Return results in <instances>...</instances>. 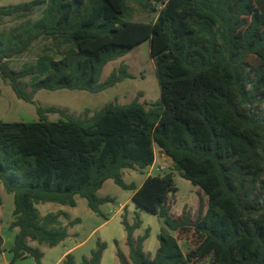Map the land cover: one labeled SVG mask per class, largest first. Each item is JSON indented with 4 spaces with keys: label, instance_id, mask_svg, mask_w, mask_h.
I'll list each match as a JSON object with an SVG mask.
<instances>
[{
    "label": "trees",
    "instance_id": "obj_1",
    "mask_svg": "<svg viewBox=\"0 0 264 264\" xmlns=\"http://www.w3.org/2000/svg\"><path fill=\"white\" fill-rule=\"evenodd\" d=\"M129 2L157 12L155 20H133ZM40 6L38 19L0 32V76L18 99L34 104L39 90L98 93L134 78L121 62L101 80L109 62L145 41L160 98L109 102L91 115L37 106L38 121L0 120V182L13 195L10 228L18 229L11 261L30 256L41 264L43 253L28 242L55 247L79 222L64 225L65 212L41 216L36 205L75 207L80 197L101 215L112 198L97 192L111 179L167 229L192 237L183 252L162 229L151 257L144 251L149 229L134 239L142 222L124 217L129 254L127 260L118 249L119 264H264V0H33L0 7V17H24ZM41 38L68 47L58 59L42 55L9 68ZM48 113L60 117L49 121ZM154 145L206 195L194 220L186 207L171 217V174L148 175L139 187L124 182L123 170L153 165ZM105 248L97 241L82 264H101ZM62 264H75L74 256Z\"/></svg>",
    "mask_w": 264,
    "mask_h": 264
},
{
    "label": "rangeland",
    "instance_id": "obj_2",
    "mask_svg": "<svg viewBox=\"0 0 264 264\" xmlns=\"http://www.w3.org/2000/svg\"><path fill=\"white\" fill-rule=\"evenodd\" d=\"M30 1L33 0H0V7ZM128 5L132 9L133 20L154 21L158 14L155 11L144 10L133 2H129ZM43 8L44 6H40L24 17H0V32L7 33L26 20L34 21L38 19L42 14ZM67 47L68 45L60 40L54 41L51 38H41L34 42L28 51L9 60L8 66L14 70H20L27 65L35 64L36 60L42 55L58 59ZM121 62L128 65V70L134 78L125 79L115 86L98 93L70 89L39 90L34 96V104L18 99L9 83L0 76V120L3 122L38 121L37 106H54L67 109L68 112L75 115H82L88 109L91 115L109 102L126 104L138 97L140 102L150 103L160 98L155 65L149 54V41L136 46L125 56L109 62L103 69L101 80L103 81ZM30 81V78L23 80L27 90L30 89ZM59 117L57 113L47 114L49 121H57ZM154 152L155 161L152 166L144 170L138 168L123 170L124 182L126 184L133 183L136 187H139L148 175L162 176L171 174L176 191L171 194L166 204V206H170V215L172 218L179 219L182 208L186 207L190 218L194 220L200 205H204V207L207 205L206 195L199 187L192 185L188 180L181 177L180 173L174 169L171 159L156 145H154ZM0 186L3 188L1 182ZM99 196L112 198V201L100 205L101 215L91 211L87 206L86 200L80 197H76L77 203L75 207L57 203H40L36 205L41 216L47 213H67L69 219L61 217L64 225H67L70 220H79L78 223L69 227V237L55 247H48L44 244L39 245L33 241L28 242V244L35 246L43 253L41 264H62L59 261L61 256L67 249L72 248L69 253L74 256L75 264H82V258L90 256L91 251L96 247L97 241L106 244L101 264H119L116 255L118 249L128 260L129 248L126 244V232L122 224L124 217L129 224H133L137 217L142 222L141 227L134 231V239L138 236H143L146 229H149V236L144 241V251L151 257L158 248L157 237L162 229L178 238V243L183 252H187L192 248V237L190 234L180 237L175 232L167 229L162 219L138 207L131 200L132 191L121 189L113 180L109 179L104 184ZM2 198L0 206V243L3 240L5 241L3 248L5 254L3 255V249H0V264H36L35 260L30 256L11 261L12 254L10 251L17 232L13 230L14 228H10V223L13 220V195L6 193L4 190ZM209 262L210 260L207 259L206 263Z\"/></svg>",
    "mask_w": 264,
    "mask_h": 264
},
{
    "label": "crops",
    "instance_id": "obj_3",
    "mask_svg": "<svg viewBox=\"0 0 264 264\" xmlns=\"http://www.w3.org/2000/svg\"><path fill=\"white\" fill-rule=\"evenodd\" d=\"M154 161H155V160H154ZM107 181H108V180H107ZM107 181H106V182H107ZM106 182H105V183H106ZM105 183H104V184H105ZM103 186H104V185H103ZM102 188H103V187H102ZM102 188H101V189H102ZM101 189H100V190H101ZM100 190L97 192V195H98V196H99V192H100ZM3 191H4V190H3L2 186H0V198H1V204H2V200H3V198H2ZM99 197H101V196H99ZM76 203H77V201H76ZM0 206H1V205H0ZM12 221H13V220H12ZM13 230H16V231L18 232V229H17V228H14ZM17 232H16V234H17ZM69 235H70V233H69ZM4 243H5L4 240L0 243V249H3V248H4ZM29 245H30V244H29ZM30 246H31V245H30ZM31 247H35V246H31ZM72 249H73V248H72ZM72 249H67V250L63 253V255L61 256V258H60L59 261L62 262L63 259H64V257H65V255L68 254L69 252H71ZM2 253H3V255L5 254L4 249H3V252H2ZM11 254H12V253H11Z\"/></svg>",
    "mask_w": 264,
    "mask_h": 264
}]
</instances>
